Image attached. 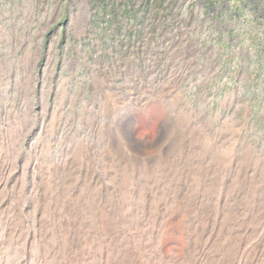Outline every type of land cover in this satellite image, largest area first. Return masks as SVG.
I'll return each instance as SVG.
<instances>
[{
  "label": "rangeland",
  "instance_id": "374dc122",
  "mask_svg": "<svg viewBox=\"0 0 264 264\" xmlns=\"http://www.w3.org/2000/svg\"><path fill=\"white\" fill-rule=\"evenodd\" d=\"M213 177L264 226V0H0V264H41L52 191L139 218L143 189L185 202Z\"/></svg>",
  "mask_w": 264,
  "mask_h": 264
},
{
  "label": "bare ground",
  "instance_id": "6f19581e",
  "mask_svg": "<svg viewBox=\"0 0 264 264\" xmlns=\"http://www.w3.org/2000/svg\"><path fill=\"white\" fill-rule=\"evenodd\" d=\"M126 132L123 137L128 148L136 149L137 155H152V152L145 151L144 146L133 140ZM191 179L197 187L201 186L198 174L194 173ZM149 180L150 177L147 176L146 181ZM130 181L127 176L120 180L123 201L127 207L130 200H134ZM167 191L163 192V197L171 202L170 205L163 204L164 199L161 202L158 193L154 192V194L148 189H143L140 196L145 200L154 198L156 204L153 203L152 205H155L151 208L144 205L142 217L139 218L138 215L132 216V206L130 213L127 209L124 211L125 208L119 206L121 204H117V207L113 204L100 203L96 210H93L96 212L95 224V219L93 220L86 206L81 204L74 206L73 211L68 209V201L72 200L73 191L66 190L62 197L57 195L56 191H52L50 201L44 206L45 220L38 226L37 240L41 249L39 262L41 264H264L262 246L264 226L261 218L256 217L253 209L248 211L249 209L236 203H229L226 205L227 209L221 211V200L219 201L218 198L214 177L207 192L208 197L201 194L202 199L199 198L201 196L197 191L194 196L183 202L179 192L169 195ZM242 202L250 206L248 193L242 196ZM150 209L153 210V214L150 213L152 215H148ZM237 224L242 225L245 231L242 232L241 227L239 230ZM257 229L260 231L255 238L253 232ZM48 236L52 237L60 250L54 251L52 244H49L50 240H46ZM164 239L173 245V251L168 256L163 253ZM181 243L183 249L178 252V245Z\"/></svg>",
  "mask_w": 264,
  "mask_h": 264
}]
</instances>
